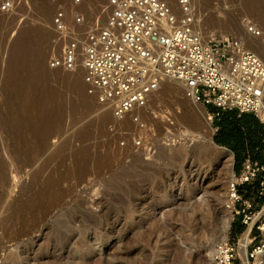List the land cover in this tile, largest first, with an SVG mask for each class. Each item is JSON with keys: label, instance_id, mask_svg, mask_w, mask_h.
Masks as SVG:
<instances>
[{"label": "rangeland", "instance_id": "rangeland-1", "mask_svg": "<svg viewBox=\"0 0 264 264\" xmlns=\"http://www.w3.org/2000/svg\"><path fill=\"white\" fill-rule=\"evenodd\" d=\"M37 1L18 0L9 11H0V19L17 22L12 29L0 23V264H212L206 247L214 234L209 233L227 220V239L235 241L243 232L234 230L240 216L228 201L235 153L214 141L212 105L197 102L202 113L181 87L173 85L167 92L161 83L141 111L144 118L135 112L145 123L143 129L127 117L125 134L103 132L102 109L83 85L77 91L44 85L47 56L57 50L51 17L59 0H48L50 43L41 59L39 90L71 99L83 94L91 107L85 111L77 103L43 122L40 105L23 96L36 40L19 79L9 81L6 73L8 45L19 24L38 25ZM107 1L84 0L85 14L103 23L106 16L99 12ZM193 10L203 32L223 24L234 33L233 26H244V20L264 29V18L245 0H204L203 7L193 4ZM68 78L61 76L62 81ZM89 122L93 133L86 135ZM50 123L51 131L43 137L39 129ZM164 146L203 150L152 156ZM126 149L131 152L122 153ZM199 169L202 175L216 176L222 184L218 194L217 187L214 193L186 191ZM200 199L206 205H197ZM192 204L197 227L186 216ZM258 210L262 223L264 203ZM170 243L180 251L176 259Z\"/></svg>", "mask_w": 264, "mask_h": 264}, {"label": "built area", "instance_id": "built-area-1", "mask_svg": "<svg viewBox=\"0 0 264 264\" xmlns=\"http://www.w3.org/2000/svg\"><path fill=\"white\" fill-rule=\"evenodd\" d=\"M17 1L0 0V11H9ZM176 1L178 13L169 0H108L99 23L85 14L84 0H59L51 17L57 50L47 56L44 85L60 84L66 91L83 85L102 109V131L125 134L121 122L127 117L137 128L145 127L135 110L147 106L163 77L172 78L183 83V96L196 103L255 115L264 142V60L219 24L203 32L191 0ZM70 21L80 26L78 31ZM243 24L248 33L260 34L248 20ZM81 39L86 40L82 77L62 81L75 69ZM228 198L244 229L235 241L215 243L212 264L262 263L264 222L258 208L264 199V164L247 156L233 175ZM244 243L245 259L238 256Z\"/></svg>", "mask_w": 264, "mask_h": 264}, {"label": "bare ground", "instance_id": "bare-ground-1", "mask_svg": "<svg viewBox=\"0 0 264 264\" xmlns=\"http://www.w3.org/2000/svg\"><path fill=\"white\" fill-rule=\"evenodd\" d=\"M247 1L253 12L260 15L264 18V0H245ZM169 2L172 5V10L174 13H178V5L177 1L175 0H169ZM192 5L195 4L198 7H203L204 0H191ZM51 5L48 0H38L37 1V13H38V25L34 28H29L24 26V24H19L18 29L16 30V33L11 40V42L8 45L7 49V66H6V73L9 77V81H17L19 79V74L21 68L25 65L28 57H29V50L32 46L33 40H36L38 43L33 48L32 53H30V74H29V88L24 91L23 96L33 102H37L40 105L41 115H42V121L45 122L46 119H51L52 117H60L65 109H70L74 104L79 103V105L83 106L85 111H88L91 107V104L88 103V97L83 94H75L72 99L68 96H65L62 92L53 91L52 93H43L39 90V68L41 64V59L45 53L46 48L48 47L50 43V37L49 32L47 31V21L49 20V13H50ZM107 13V5L101 4V17H105ZM100 16V15H99ZM99 19V18H98ZM16 22L15 18H2L0 19L1 24H5L10 29L14 27ZM17 23V22H16ZM255 28L259 29L260 34L259 35H253L251 33H248L246 28L242 25H234L233 26V32L234 34L250 49L254 50L263 60H264V44H263V36H264V29L260 27L259 25L253 23ZM69 26L74 30H79L80 26L75 24L74 22L70 21ZM226 25L222 24V28L224 29ZM225 30V29H224ZM86 40H82L80 42L79 51L77 54L76 59V65L75 69L72 73L68 74L69 78L74 79H81V75L83 74V68H82V62L84 60V47H85ZM162 83L165 85V90L167 92H170L172 86H178L179 88L183 86V83L181 81L172 79V78H166L163 77ZM155 91L150 96H154ZM149 98V99H150ZM98 104V103H97ZM194 106H196L202 113L203 110L199 108L198 104L196 102L193 103ZM99 105V104H98ZM100 106V105H99ZM147 109V106L144 108L136 109L135 112L141 116V118H144L141 111H144ZM149 112V110H148ZM125 120H123L121 123H123ZM51 123L48 126H44L41 129H39V133L44 137L47 136L51 131ZM170 131L172 130L171 127L167 128ZM93 133V123L89 122L86 129V135H91ZM171 133V132H168ZM172 134V133H171ZM206 133H201L200 137H205ZM211 141V140H210ZM212 142V141H211ZM202 151V146H194L191 147L189 150L183 147H175V146H169V147H160L157 150H155L152 153V156H158V157H165L167 155H170L173 153H187L188 151L190 153H194L196 151ZM131 152V149H126L125 151H122V153L128 154ZM193 173V172H191ZM194 176L191 177L192 183L189 184V186L186 188V191H189L191 189H197L199 191H202L204 193H214V188L217 187V191L215 193L218 194L220 191L222 184L219 183L218 180H216V176L214 174L210 175H202L200 173V169L196 170L194 172ZM192 175V174H191ZM219 187V188H218ZM199 203L197 205H200L204 203L206 205V201L204 199H200L198 201ZM179 205V204H178ZM190 212L187 216L188 224H192L197 227V219L195 216L194 209L196 208V204H192L190 206ZM229 220L225 221L224 225L222 227H218L213 233H209V231H205L207 234H214L208 239L210 240V244L207 245V255L208 259L212 262V255L214 253V246L217 241H222L227 239L226 236V230L228 227ZM199 228V227H198ZM204 234V232H202ZM169 246L172 248L170 254L174 255V259H176L179 256V249L172 243L169 244ZM240 253L241 256L245 259L246 255V245L244 243L243 246L240 247ZM264 264V262L260 263Z\"/></svg>", "mask_w": 264, "mask_h": 264}, {"label": "trees", "instance_id": "trees-1", "mask_svg": "<svg viewBox=\"0 0 264 264\" xmlns=\"http://www.w3.org/2000/svg\"><path fill=\"white\" fill-rule=\"evenodd\" d=\"M215 113V126L217 127L214 141L217 144L231 149L235 153V173H239L243 160L248 156L252 163L264 164L263 130L259 120L252 113H239L236 109H218L208 107ZM244 191V187H239ZM264 203V199H263ZM244 225L238 222L234 230L242 231Z\"/></svg>", "mask_w": 264, "mask_h": 264}]
</instances>
